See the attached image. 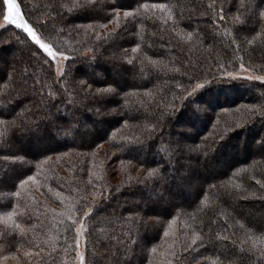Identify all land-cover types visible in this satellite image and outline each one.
Listing matches in <instances>:
<instances>
[{
  "label": "trees",
  "instance_id": "16d2710c",
  "mask_svg": "<svg viewBox=\"0 0 264 264\" xmlns=\"http://www.w3.org/2000/svg\"><path fill=\"white\" fill-rule=\"evenodd\" d=\"M16 2L66 60L0 29V264H76L80 224L85 264H264V82L228 76L264 73V0ZM172 121L199 122L190 151Z\"/></svg>",
  "mask_w": 264,
  "mask_h": 264
},
{
  "label": "rangeland",
  "instance_id": "374dc122",
  "mask_svg": "<svg viewBox=\"0 0 264 264\" xmlns=\"http://www.w3.org/2000/svg\"><path fill=\"white\" fill-rule=\"evenodd\" d=\"M17 3V2H16ZM4 14H5V9H4ZM22 17V16H21ZM23 19V17H22ZM24 20V19H23ZM10 24L9 22H6L4 21L3 17L2 19L0 20V26L4 27L6 25ZM0 27V29L2 28ZM4 45V42L0 44V48L2 49L1 53H2V56L4 57H9L10 55H13L15 53V48H14V44L11 42L10 45H7V46H3ZM85 53H87V51H85ZM108 57H111V56H108ZM54 58V63H55V68H56V72L57 73H60L61 70H62V67H63V63L64 61L66 60V57L63 55V57H60L59 55H57L56 57H53ZM87 67V66H86ZM97 72V75H99V73H101V71H96ZM229 77H237V78H246V79H250V80H259V81H263L264 80H261V79H257V77H262L264 76V73H255V72H251L249 71L248 69L246 68H242L240 67L239 70L237 72H233V73H230V75L228 74ZM96 79L98 81H105V76L104 75H99L96 77ZM100 82H98V85H104L103 84H99ZM94 86V85H92ZM98 89H102V86L101 87H97ZM203 105V104H202ZM103 111L99 110V113H102ZM91 113V110L88 111V114H87V117H85V120L84 121H77L75 122L73 119L72 120H69L68 123H70V128H71V134L69 133L68 137L65 139V140H70V141H74L75 142V137H76V133L75 131L79 130L81 133H83L84 131H86L85 129L87 128L90 129V124H92L93 122V119L95 120L96 119V114H90ZM66 118L68 117L67 115L65 116ZM73 122V123H72ZM195 126L197 127V124H199V122H195ZM170 128L168 130V132H164V134H161L162 136H168L169 132H170V136H174L176 135V137H178L179 139L183 140V142H186L185 144H183V148L184 150H187V151H190L191 150V146L188 144V142L191 141L192 137H191V133H193L192 131L195 130V126L193 124V122L191 121V123L189 122H175V121H172V123H170ZM200 126V125H199ZM198 126V127H199ZM264 127V123H262V125ZM97 128H101V127H97ZM264 128L262 129V134H259L256 139L254 140L253 142V147L255 148V145H262L264 143V132H263ZM79 132V133H80ZM34 137L30 138V140H32V142H34L35 140V132L32 133ZM174 134V135H173ZM57 135H61V133H53V136H57ZM85 135V132L84 134ZM167 138V137H166ZM165 138V139H166ZM185 140V141H184ZM238 141V145H237V151H239L240 149H242V146H241V139H237ZM78 144V143H76ZM199 147V146H198ZM202 146H200L199 148H201ZM257 147V146H256ZM252 149V148H251ZM243 150V149H242ZM254 151V150H253ZM162 153V156L161 157H165V155L163 154V152H160ZM256 154H254V152H252V154L249 155L248 159L252 157H255ZM158 162L160 161L159 158H155ZM184 165H189V160H184L183 161ZM160 163V162H159ZM212 169H216V168H219L221 169V167H223L225 165V163L221 162V159L220 157L217 158L216 160L213 159L212 161ZM166 173L167 175L170 177H173L174 178V182H173V186L174 188L176 189H186L187 193H191V189L189 188L188 186V182L191 181V179H189V176H186V173L184 171V169L182 170H177L176 171V176H175V173L173 171V169H170L169 167L166 168ZM198 174V173H197ZM201 174L199 173L198 175H195L193 176V178L196 180L198 176H200ZM178 177V178H177ZM180 177H183V178H180ZM193 180V179H192ZM194 181V180H193ZM188 186V188H187ZM187 198V197H186ZM186 200H190V198H187ZM80 229L79 232H77V229H76V232H77V237H76V245H77V251H76V258H75V261H76V264H81V260H80V257L83 256L84 258V253H83V248H84V235H83V230L84 228L82 227V225H78V227ZM83 264L84 263V259H83Z\"/></svg>",
  "mask_w": 264,
  "mask_h": 264
},
{
  "label": "snow or ice",
  "instance_id": "6c2138e0",
  "mask_svg": "<svg viewBox=\"0 0 264 264\" xmlns=\"http://www.w3.org/2000/svg\"><path fill=\"white\" fill-rule=\"evenodd\" d=\"M3 4L5 8V14L3 15L4 21L16 25L17 28L22 29L24 32H26L28 37H30L31 40L34 41V47L37 53H39L40 50H43V53H46L47 57H56L57 55L63 57L62 52H54L52 50V45L49 43H45L41 36L37 34L36 29L32 25H30L26 20L22 19L20 6L16 3V0H3ZM94 7H97L94 0H78V2L73 5V9L75 10H83ZM144 7L149 8V5L146 3L144 4ZM150 7L151 9L164 10L167 6L164 4H152ZM124 15L125 17H128L130 13L128 11H125ZM260 16L264 17V11L260 12ZM161 18H163V16ZM168 19H171V16H169ZM40 27H43V25H41ZM188 37L191 38V33H188ZM47 57L45 58V61L50 63V61L47 60ZM241 67L243 68V65H241ZM257 79L264 80V76L257 77ZM196 87L200 88L201 85L198 84L196 85ZM105 91L111 92L112 89H107ZM260 111L261 114L264 115V105L261 106ZM257 183H259V181H257ZM83 215L87 217L89 216V212H84ZM69 219H71V217H69ZM79 231L80 229L77 228V232ZM153 251H155V249H153ZM83 259V256H81V264H83Z\"/></svg>",
  "mask_w": 264,
  "mask_h": 264
}]
</instances>
